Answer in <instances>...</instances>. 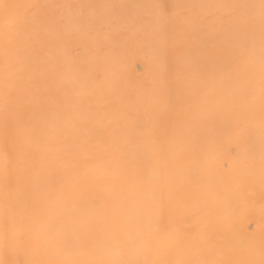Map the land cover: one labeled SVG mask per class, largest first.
<instances>
[{"label":"bare ground","instance_id":"obj_1","mask_svg":"<svg viewBox=\"0 0 264 264\" xmlns=\"http://www.w3.org/2000/svg\"><path fill=\"white\" fill-rule=\"evenodd\" d=\"M0 264H264V0H0Z\"/></svg>","mask_w":264,"mask_h":264}]
</instances>
